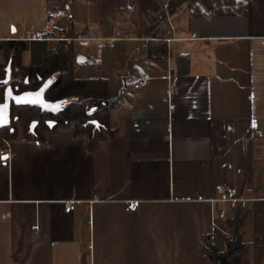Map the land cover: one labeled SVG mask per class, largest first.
Listing matches in <instances>:
<instances>
[{
	"label": "crops",
	"instance_id": "crops-1",
	"mask_svg": "<svg viewBox=\"0 0 264 264\" xmlns=\"http://www.w3.org/2000/svg\"><path fill=\"white\" fill-rule=\"evenodd\" d=\"M54 13L75 77L118 96L116 133L94 148L70 127L0 140V264H213L205 239L224 251L238 213L242 264H264V0H0V42L29 41ZM217 186L245 205L216 202Z\"/></svg>",
	"mask_w": 264,
	"mask_h": 264
},
{
	"label": "trees",
	"instance_id": "trees-1",
	"mask_svg": "<svg viewBox=\"0 0 264 264\" xmlns=\"http://www.w3.org/2000/svg\"><path fill=\"white\" fill-rule=\"evenodd\" d=\"M195 1L197 0H182V4H191ZM161 22L162 19L159 18L156 25L151 28L152 35H158L157 30ZM155 38L159 37L155 36ZM149 45L152 47L151 57L166 56L165 42H152ZM52 48L53 44L48 42L21 40L0 42V51L6 58L0 86L5 78V68L10 63L12 79L21 77L24 80V84L21 85L11 83L16 94L39 91L44 84L54 79L45 92V99L51 103L72 100L58 113L43 111L38 106L12 105L11 125L0 128V140H11L22 132L30 139L45 143L48 134L61 127L72 128L76 137L88 138L90 148H94L106 138H113L116 129L111 128L110 112L117 107L118 96L111 94L109 81L103 78L77 79L75 77L73 43L60 41L55 52H52ZM24 52L31 53L30 63L27 65L22 63ZM5 90L6 86L0 87V104L5 102ZM33 122H38V125L32 134L30 126ZM50 122L56 123V126L50 128L48 126ZM243 221L244 215L238 213L234 219L227 222L231 236L222 252L217 250L212 238L205 239L203 252L213 264H242L244 242L240 228Z\"/></svg>",
	"mask_w": 264,
	"mask_h": 264
},
{
	"label": "built area",
	"instance_id": "built-area-1",
	"mask_svg": "<svg viewBox=\"0 0 264 264\" xmlns=\"http://www.w3.org/2000/svg\"><path fill=\"white\" fill-rule=\"evenodd\" d=\"M162 12H161V17L170 19V10H169V3H165L161 5ZM60 23V14L54 13L52 14L45 25V28L38 32L32 39H29V41H39V42H48L52 44H57L60 41H68L70 42L69 39L63 38L58 35L57 33V27ZM52 51H56V47L52 49ZM11 83L13 84H18L21 85L24 83V80L21 77L11 79ZM149 83V78L148 77H140L138 80H136L134 88L136 90H140L144 87H146ZM8 142L6 140L2 141V144L0 145V157L6 156L9 154V149L7 148ZM216 193H218L219 197L215 200L216 202L222 203V204H228L232 208H236L238 206L245 205V200H239V199H232L230 198L225 192L222 186H217L216 187ZM64 208L68 211H74L76 208V202L73 201H66L64 202ZM139 203L136 201H132L127 203L126 210L127 211H136L138 209ZM219 219H226L225 212L222 211L218 214ZM35 230L36 227H33ZM225 239H230L231 233L230 230L226 227L225 230L222 231Z\"/></svg>",
	"mask_w": 264,
	"mask_h": 264
},
{
	"label": "water",
	"instance_id": "water-1",
	"mask_svg": "<svg viewBox=\"0 0 264 264\" xmlns=\"http://www.w3.org/2000/svg\"><path fill=\"white\" fill-rule=\"evenodd\" d=\"M86 60V57L85 56H78L77 57V62H82ZM11 64L9 63L7 68H6V76L4 78V80L1 82V85L2 86H6V90H5V102L3 104H0V108L3 107V105H7V109L4 110L3 112V117L6 121V123H3V124H0V128H5V127H8L11 125V107L12 105H31V106H38L40 107L42 110H46L48 111L50 106L52 105L51 102H48L46 99H45V92L47 90L48 87H45L43 86L42 88L44 89L43 93L39 96V97H36L34 94L37 93V92H40V89L39 91H36V92H26V93H22V94H16L11 86ZM5 81H7L5 83ZM9 91L11 92V95L9 96L8 93ZM33 94L31 96L27 95V94ZM16 97H23L24 98V101H39L37 103H30V102H17L16 100ZM95 123V122H94ZM97 124V123H95ZM38 125V122H33L30 126V133H34L35 131V128L37 127ZM48 126L50 128H53L56 126V123L54 122H50L48 123ZM3 157H8V156H3ZM7 160V159H6ZM5 161V160H4Z\"/></svg>",
	"mask_w": 264,
	"mask_h": 264
},
{
	"label": "snow or ice",
	"instance_id": "snow-or-ice-1",
	"mask_svg": "<svg viewBox=\"0 0 264 264\" xmlns=\"http://www.w3.org/2000/svg\"><path fill=\"white\" fill-rule=\"evenodd\" d=\"M12 31H13V32L15 31V28H14V27H13ZM6 82H7V81H5V83H6ZM49 83H50V82H49ZM46 86H47V85H45V87H46ZM43 91H44V89L42 88V89L40 90V92H37V93H35L34 95H35L36 97H39V96L43 93ZM8 95H9V96L11 95V92H10V91H9ZM27 95L31 96V95H33V94L29 93V94H27ZM16 100H17L18 103H19V102H30V103H37V102H39V101H24V98H23V97H16ZM7 107H8V106L5 104V105H3L2 108H0V124L6 123V121H5L4 117H3V112H4V110L7 109ZM51 107H53V110H55L58 106H51ZM6 159H8V157H0V160H6Z\"/></svg>",
	"mask_w": 264,
	"mask_h": 264
},
{
	"label": "rangeland",
	"instance_id": "rangeland-1",
	"mask_svg": "<svg viewBox=\"0 0 264 264\" xmlns=\"http://www.w3.org/2000/svg\"><path fill=\"white\" fill-rule=\"evenodd\" d=\"M50 44H52V43H50ZM58 44V43H57ZM57 44H53V48L54 47H56L57 48ZM52 48V49H53ZM52 52H54V51H52ZM31 54V53H30ZM6 64V58L4 57V55L2 54V51H0V78L3 76V70H2V68H3V66ZM7 66H8V64H7ZM7 66H6V68H7ZM5 68V69H6ZM5 76H6V74H5ZM24 84V83H23ZM0 87H3V86H0ZM43 111H46V110H43ZM60 111V110H59ZM59 111H51V110H48V112H52V113H58Z\"/></svg>",
	"mask_w": 264,
	"mask_h": 264
}]
</instances>
